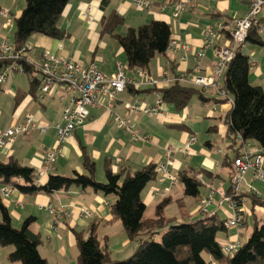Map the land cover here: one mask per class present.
Listing matches in <instances>:
<instances>
[{
  "label": "crops",
  "instance_id": "obj_1",
  "mask_svg": "<svg viewBox=\"0 0 264 264\" xmlns=\"http://www.w3.org/2000/svg\"><path fill=\"white\" fill-rule=\"evenodd\" d=\"M103 1L107 5L102 9ZM177 2L184 6L181 12L175 6ZM23 6L24 0H0V11H7L5 17H0V41L13 43L14 21L20 16ZM248 7V0H194V3L189 0H151V3L142 7H138L135 0H69L57 23L62 38L56 40L32 36L27 41L30 49L25 58L35 65L42 51L49 50L84 66L94 64L104 76L110 77L115 72V64H123V51L117 41L111 36L101 34V21L111 12L124 20L123 33L150 21H160L169 26L171 41L185 43L192 49H197L202 44L206 25L214 26L219 22L229 24L242 18ZM108 38L114 40L119 49L112 46ZM240 52L250 61L249 83L264 90V35L261 36V45L245 43L240 47ZM178 58L177 50H168L165 55H156L145 71L127 69L124 60V72L129 81L143 83L141 73L152 79H160L166 71L192 67L191 55L186 64L179 63ZM214 63L215 55L212 50H208L202 63L205 74H212ZM11 72L13 73L1 86V93L12 98V113L4 122L0 119V131L22 123L27 114H32L35 122L32 132L18 138L13 145L0 149V159L3 162L14 159L26 167L38 170L42 166L44 155L56 142L54 125L61 118L62 104L58 100L61 91L56 89L52 95L43 99L38 96L35 100L29 95L30 79L24 73L14 70ZM218 83L217 87L221 88ZM166 87L161 85L154 88L141 84L138 90H133L130 83L110 112L104 109H87L86 119L75 129L71 138L61 145L58 158L39 182L45 183L49 175L70 177L73 172L83 174V156L94 163V178L97 173L104 177L106 162H110L113 173H134L149 163L162 161L166 149H178L194 134L196 143L190 149L191 156L184 158L176 153L173 157V172H206L208 176L203 175L204 181L208 183H204L205 187L211 186L227 193L231 177V166L228 163L232 161L238 148L231 141L225 119L232 99L229 96L218 97L215 91L207 89L201 91L204 94L201 100L196 96L197 102L190 100L181 111L163 103L158 107L161 113L159 116H148L144 113L133 115L125 110V104L154 107L158 100V91L155 89ZM130 89L134 91L133 94ZM209 101H212L210 108ZM113 115L129 121V125L138 133L136 140H131L132 135L129 132L114 125ZM41 128L45 131L41 132ZM255 148L261 150L264 166V149L257 145ZM97 165H102V171H96ZM166 186L167 182L160 183L157 178L147 184L140 196L145 210L151 208V214L154 215L155 207L163 199L171 197L183 199L179 205L173 204L176 210L170 208L172 205L164 210L165 218L174 221V224L192 223L210 214L225 221L233 215L230 205L222 202L218 193L213 195L207 207L209 214L205 215L199 212L197 200L182 196L183 189L178 191L180 184L168 194L162 191ZM4 189L7 193L3 192ZM242 192L253 194V201L242 199L239 210L242 228L229 229L226 234H221V241H218L221 245L228 242L242 244L255 226L264 225V183L254 181L250 174H246ZM207 193L208 190L202 188L200 197H205ZM114 201V196L104 197L90 189L71 188L51 196L23 195L15 189L0 185V202L9 213L12 227L19 229L26 219H34L30 230L40 237L38 252L47 264H77L78 250L73 232L86 236L92 222L97 224V240L101 245H106L113 260L119 262L130 258L136 244L128 240L121 224L112 220L109 206ZM51 208L65 209L67 217L56 222L46 210ZM12 251V247H0V264H20L8 261Z\"/></svg>",
  "mask_w": 264,
  "mask_h": 264
},
{
  "label": "trees",
  "instance_id": "obj_2",
  "mask_svg": "<svg viewBox=\"0 0 264 264\" xmlns=\"http://www.w3.org/2000/svg\"><path fill=\"white\" fill-rule=\"evenodd\" d=\"M69 0H24L20 16L14 21V53H18L32 36H44L59 40L62 33L58 29V20ZM106 1L101 3L105 8ZM124 25V20L111 12L101 21V34L113 37L123 51L125 67L129 70L145 71L156 55H165L171 41V32L167 24L150 21L137 28L127 29L123 35L115 32ZM245 43L261 45V35L251 28ZM7 66H19L30 79L29 95L37 100L39 95V73L33 65L22 60H0V72ZM250 61L240 52L235 53L222 75L223 87L232 99L230 110L225 119L229 136L238 134L243 141H250L264 149V90L249 83ZM0 86V92H1ZM158 91L163 104L181 111L192 97L203 98L202 90L182 84H173ZM131 94L134 93L130 89ZM238 152L235 154V157ZM233 161L228 163L232 167ZM84 173L73 172L70 177L49 175L46 182L37 184L35 170L26 167L14 159L3 162L0 159V185L17 190L23 195L44 194L51 196L71 188L90 189L104 197L114 196L109 206L112 220L119 221L128 240L136 244L134 254L122 261L113 260L106 245H101L96 237L97 224L92 222L87 237L74 233L78 250L77 264H264V225L255 226L248 239L240 244L233 255H225L217 234H226L215 215L192 223L174 224L164 217V210L172 204L169 198L163 199L156 207L153 218H145V205L141 193L148 183L155 181V165L149 163L134 173H113L110 162L104 166V183L94 178V163L86 156L82 157ZM202 175L208 173L201 171ZM195 172L177 173L184 198L197 200L203 185L195 179ZM231 196V194L229 195ZM253 199V194L242 193L232 198L239 204L240 199ZM253 201V200H252ZM177 205L179 201H175ZM33 218L26 219L19 229H14L7 209L0 202V247H12L9 262L20 264H47L41 258L38 247L40 237L30 230ZM160 242L150 240L158 231L165 229ZM149 239V240H148ZM207 256V260L203 258Z\"/></svg>",
  "mask_w": 264,
  "mask_h": 264
},
{
  "label": "built area",
  "instance_id": "obj_3",
  "mask_svg": "<svg viewBox=\"0 0 264 264\" xmlns=\"http://www.w3.org/2000/svg\"><path fill=\"white\" fill-rule=\"evenodd\" d=\"M194 3V0H189ZM249 7L246 14L242 18L234 20L229 24L222 22L214 26L206 25L203 29L202 44L197 49H192L185 43L170 41L167 51L177 50L179 52V63L186 64L189 55L193 59L191 68L184 70H169L164 72L160 79H152L148 75L141 73L143 83H135L129 81L124 72L122 63L115 64V72L110 77L104 76L94 64L87 66L78 64L72 60L66 59L61 55L54 54L49 50H44L40 54L38 63L33 65L34 69L39 73V99L52 95L56 89L61 91L58 97L61 102V118L54 125L56 142L53 149L48 152L44 158L43 165L40 169L35 170V179L37 184L50 170L51 163L58 156L61 145L69 140L74 130L79 127L86 119L87 109L106 110L110 112L112 106L117 102L119 96L125 91L127 84L132 85L134 90H138L141 84L150 87H160L161 85L170 86L173 84H182L191 86L200 90H213L216 96L225 98L226 92L222 88L217 87L218 80L223 75L226 66L231 62L237 50L245 44L251 28H256L259 35H264V0H248ZM138 7H142L151 3V0H135ZM179 12L184 6L179 2L175 3ZM7 11L1 10L0 17H5ZM212 50L215 55V63L212 69V74L204 73L202 63L205 59L206 52ZM27 47H23L18 53H14L13 47L6 40L0 41V60H22L25 58ZM14 70L17 73H23L19 66H7L0 72V85H2L10 71ZM157 102L154 107L144 108L140 104H125V110L133 115L144 113L148 116L161 115L158 107L161 104L160 96L157 93ZM112 121L118 129L129 132L131 140H136L137 131L129 125V121L118 116H112ZM34 117L32 114H27L22 123L10 126L3 131H0V149L11 145L15 142L18 136L23 135L28 130L34 129ZM41 132L45 129L41 128ZM139 139V138H138ZM242 143V150L233 159L234 174L230 180L231 196L225 197L223 193L217 190L221 195L222 202L228 203L233 210L232 217L224 221L223 227L229 229L242 228V216L239 213V204L233 201V197H239L242 192L241 184L244 181L246 174H250L252 180L264 183V166L262 165V153L258 148H252L249 142H244L240 137H237ZM196 142L195 135H191L178 149H167L162 162L156 163V173L160 183L167 182V186L163 188V192L171 191L177 183V178L171 173V168L174 165L171 155L179 153L185 158L191 156V147ZM173 153V154H172ZM4 193L7 190L4 189ZM158 193V191H155ZM212 191L203 201V208L199 209L201 214H209L206 207L212 200ZM52 213V209H48ZM67 214V212H66ZM212 215V214H210ZM61 217H64L63 214ZM239 242H228L221 245L222 252L225 255H233L239 248Z\"/></svg>",
  "mask_w": 264,
  "mask_h": 264
},
{
  "label": "rangeland",
  "instance_id": "obj_4",
  "mask_svg": "<svg viewBox=\"0 0 264 264\" xmlns=\"http://www.w3.org/2000/svg\"><path fill=\"white\" fill-rule=\"evenodd\" d=\"M124 26H122V27H120L118 30H117V34H120V35H122V34H124L123 33V31H124ZM109 39V41H111V45L113 46H115L117 49H119V47H118V45L116 44V42L113 40L112 41V39H110V38H108ZM24 47H27V52L29 51V46L27 45V43H26V45L24 46ZM59 55V54H58ZM7 60H13V59H7ZM121 61L123 62V64H124V57H123V55H122V59H121ZM26 63L28 64V65H31V63H30V61H26ZM11 73H13V72H11L10 71V73H8V76H7V79H8V77H9V75L11 74ZM6 79V80H7ZM25 79V78H24ZM6 82V81H5ZM5 82L2 84V85H0V86H3L4 84H5ZM127 86H128V84H127ZM127 86H126V88H127ZM132 86V85H131ZM218 86H220L221 88L223 87V77L220 79V81H219V83H218ZM125 88V89H126ZM132 89H133V87H132ZM134 90V89H133ZM204 95V94H203ZM210 99H211V96L209 97ZM196 99H197V97L196 96H194L192 99H191V101H194V102H197L196 101ZM193 102V103H194ZM207 103V102H206ZM209 104H208V106H209V108L210 107H212V101H209L208 102ZM204 105V104H203ZM3 113V114H2ZM11 113H12V98L9 96V95H4V94H2L1 92H0V119H1V121L2 122H4V119L6 118V117H9L10 115H11ZM32 130L33 129H31L30 131L28 130L26 133H23V135H20V136H18V138H20L21 136H25V135H27V134H29L30 132H32ZM75 131V130H74ZM73 134V133H72ZM194 135V134H193ZM191 136V135H190ZM233 137H230V138H232L231 139V141L234 143V145H237L238 146V148H237V152H238V154H239V150L241 151L242 150V143H240L239 142V140L237 139V137H240L241 138V136L240 135H238V134H235V135H232ZM196 137V136H195ZM17 138V139H18ZM16 139V140H17ZM15 140V141H16ZM241 140L243 141V139L241 138ZM244 142H249L250 144H251V147L254 149L255 148V145L252 143V142H250V141H244ZM65 143V142H64ZM196 143V142H195ZM195 143H193V145L195 144ZM14 143H12L11 145H13ZM192 145V146H193ZM9 146V145H8ZM61 148V147H60ZM53 149V148H52ZM51 149V150H52ZM169 149H171V148H169ZM256 149V148H255ZM50 150V151H51ZM167 150V149H166ZM49 151V152H50ZM166 152V151H165ZM46 154V153H45ZM173 154V153H172ZM176 153H174L173 155H171V159L173 160V162H174V159H173V157H174V155H175ZM179 154V153H178ZM165 155V154H164ZM45 156L46 155H44V158H45ZM58 156H59V152H58ZM58 156L56 157V159L58 158ZM238 156V155H237ZM236 156V157H237ZM183 157V156H182ZM235 156L233 157V159L234 158H236ZM185 158V157H184ZM56 159L51 163V166H50V168L52 167V165L55 163V161H56ZM233 159H232V161H233ZM164 160V159H163ZM162 160V161H163ZM44 161V160H43ZM162 161H157V162H162ZM156 162V163H157ZM156 163H154V165H155V169H156ZM42 165H43V163H42ZM174 165H173V167L171 168V173L174 175V176H176V178H177V173H175V172H173L174 170ZM96 171L98 172V171H102V165H97V169H96ZM157 174V173H156ZM233 174H234V167H233V165H232V167H231V177H230V180H231V178H232V176H233ZM194 177H195V179L196 180H198L202 185H203V188L205 189H207L208 190V193H207V195H205V197H199L198 199H197V201L196 202H198L197 203V205H198V207H199V209L200 208H203L204 207V203H203V201H205V200H207V198L209 197V195H210V193L212 192V191H214V193H213V195L216 193L217 194V189H214V188H212L211 186H207V187H205V184L204 183H207V182H205L204 181V176L202 175V173L201 172H196L195 173V175H194ZM157 179H158V175H157V177H156ZM95 179H96V181L97 182H99V183H104V177H103V175L102 174H96V176H95ZM230 180H229V190L227 191V193H224V192H222V191H220L221 193H223L224 194V196L225 197H228L230 194H231V189H230ZM244 182V181H243ZM243 182H242V184H243ZM179 184V182H178V178H177V183L174 185V187L176 186V185H178ZM208 184V183H207ZM242 184H241V187H242ZM210 185V184H209ZM173 187V188H174ZM181 186H179L178 187V191L179 190H181ZM12 189V188H11ZM171 191H172V189H171ZM171 191H169V192H167V193H165V194H168V193H170ZM243 192H241V194H242ZM178 193L176 192L175 193V195H177ZM213 195H212V197H213ZM218 195H220V194H218ZM221 196V195H220ZM167 198H169L170 200H171V202H172V204H170V205H172L170 208L171 209H173V210H176V208H175V206L173 205V204H177L175 201H179L180 203L181 202H183V199H172L171 197H167ZM222 198V197H221ZM212 201V200H211ZM211 203V202H210ZM210 205V204H209ZM208 205V206H209ZM207 206V207H208ZM207 207H206V209H207ZM52 209V213H50V212H48V209H46L47 210V212L49 213V215H51L52 217H53V219L57 222V221H60V219L62 218L61 216H62V214H63V216L64 217H67V214H66V210L65 209H63V208H58V209H55V208H51ZM166 209V208H165ZM155 211V210H154ZM151 212H152V209L151 208H149L148 210H145V213H144V216L145 217H147V218H152V217H154V215L153 214H151ZM207 216H213V214L212 215H207ZM206 216V217H207ZM164 217H165V214H164ZM118 223H120L119 221H118ZM120 225V224H119ZM164 233V230H160V231H158V233L157 234H155L150 240H152L153 242H155V243H159L160 242V239H161V236H162V234ZM87 235L88 234H86V236H84V237H87ZM220 236H221V234H217V241H221L220 240ZM149 240V239H148ZM135 250H136V248H134V252H135ZM108 253H109V251H108ZM109 256H110V253H109ZM203 256V258L205 259V260H207L208 258H207V256L205 255V254H203L202 255ZM112 258V257H111ZM113 259V258H112Z\"/></svg>",
  "mask_w": 264,
  "mask_h": 264
}]
</instances>
